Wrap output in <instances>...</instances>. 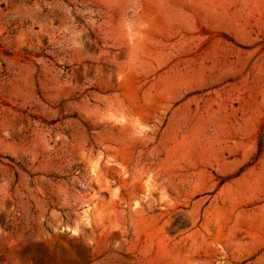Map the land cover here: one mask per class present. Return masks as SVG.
I'll use <instances>...</instances> for the list:
<instances>
[{"label":"rangeland","instance_id":"rangeland-1","mask_svg":"<svg viewBox=\"0 0 264 264\" xmlns=\"http://www.w3.org/2000/svg\"><path fill=\"white\" fill-rule=\"evenodd\" d=\"M0 264H264V0H0Z\"/></svg>","mask_w":264,"mask_h":264},{"label":"bare ground","instance_id":"bare-ground-1","mask_svg":"<svg viewBox=\"0 0 264 264\" xmlns=\"http://www.w3.org/2000/svg\"><path fill=\"white\" fill-rule=\"evenodd\" d=\"M196 135H197V134H196ZM195 138H196V137H195ZM193 139H194V138H193ZM213 140H214V139H213ZM189 143H190V141H189ZM189 143H188V144H189ZM196 144H197V142H196ZM190 146H191V144H190ZM194 146H195V145H194ZM194 146H193V147H194Z\"/></svg>","mask_w":264,"mask_h":264}]
</instances>
